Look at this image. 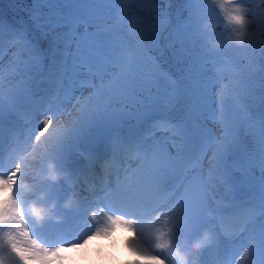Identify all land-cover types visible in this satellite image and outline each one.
<instances>
[{
    "label": "rangeland",
    "instance_id": "374dc122",
    "mask_svg": "<svg viewBox=\"0 0 264 264\" xmlns=\"http://www.w3.org/2000/svg\"><path fill=\"white\" fill-rule=\"evenodd\" d=\"M69 2L73 11L70 15H63L66 18H61L66 26L57 25L62 30L65 29L70 36L67 38L64 35L61 38L66 40L59 46V62L54 74L40 72L41 56L32 52L31 48V54L26 51L25 34L14 29L7 20L0 19V41H5L9 33L18 31L17 33L21 34L16 38L20 42L18 45L24 46L17 50V41L14 45L10 42V52L0 59V115L9 107V101L4 100L2 95L10 92L7 86L13 82L26 83L30 79L36 86L40 79L43 82L52 75L54 77L63 74L65 78L62 91L54 103L44 107L37 118L24 123L22 136L7 148L2 158L5 173L0 172V264H145L146 261L152 262L151 264H167L165 259L160 257L159 263L154 261L157 259L155 250L160 252L158 249L163 244L174 248L193 246L192 236L196 237L201 232L202 225L206 224L208 227L212 221L206 213L207 209H222L234 200L233 198H241L253 183L255 190L264 189V150L261 147L264 130L255 124L256 117L249 114L247 109L235 110L234 107L238 104L230 101L232 98L227 101L223 99L222 96H227L230 91L228 85L237 64L230 60L229 52L223 43L214 41L212 35L218 32L224 35V43H231L233 39L225 37L226 34H231L230 37L241 36L243 30H253L260 23L257 14L260 0H190L186 12L188 17L196 16L194 19L195 24H198L197 33H187V26L176 25L171 29L174 33L176 31V37L183 39L185 36L184 44L179 42L174 45V40L171 39L173 36L161 32L168 26L156 25L155 21L145 23L146 26L141 31L148 32L156 40L159 37L169 38L165 47L173 49L175 54H172L171 59L179 61V53L186 54V48H191V55L188 57L187 53L188 59H185L187 72L181 79L182 86L177 78L169 76L166 66L163 67V73L167 76L158 81L153 76L157 67L151 60L133 65L132 59L138 56V53L130 49H119L122 35H112L111 31L114 27H120L121 7L126 2L136 3V0ZM130 10H135L138 17H142L139 6L136 9L135 6L131 7ZM130 20L132 23V18ZM52 24L45 25L47 31ZM54 28L57 26L54 25ZM91 33H96L97 36H89ZM108 34L111 36L108 37ZM58 35H61V32ZM97 41L100 43L97 44ZM169 43L171 44L168 45ZM175 48L182 51L177 52ZM66 49H69L68 54L64 59H59L65 55ZM243 51L242 48L236 49L234 55L241 56ZM166 55L169 56L167 49ZM112 62L115 64L112 65ZM153 82L156 84L151 87ZM138 87L149 88L152 93L150 98L144 99L147 106L156 104L172 108L185 100L190 110L188 120L191 122L187 126L185 117L179 118L163 109L144 115L146 119L139 123L140 127L147 125L148 133H156L151 138H146L144 150L123 172L122 175L129 183L128 188L135 194L138 188L145 190L155 187L153 190L157 193L156 185L152 184L160 181L162 183L177 176L182 161L189 155L196 162L188 170L175 196L167 199L157 211L143 217L144 227L151 223L153 217L159 218H155L152 223L155 231L151 229L150 233L148 229L145 234L150 240H141L137 225L124 223L122 220L125 219L121 217L103 214L99 209V199L88 205L87 209L73 208L71 211L68 218L70 221L67 222L72 227V222L75 221L80 223L89 218L95 220L88 238L82 241L79 239L71 245L52 248L48 246L51 245L49 242L46 245L38 235H34L29 225L25 224L23 229L14 227V224L18 225V218L14 216L16 212L23 213L26 221L31 220L30 215L35 216L26 214L20 207V201L26 198L32 201L31 197L36 194L38 184L42 186L50 180L58 185L61 183L60 178H56L53 173H43L49 157L70 156L79 141L92 139L90 136L95 132H102L101 141L105 138L111 144L113 133L110 132L113 131L106 132V127L109 125L121 128L125 120L129 121L135 117L133 110L123 109L120 105L125 106L126 102L137 104L135 89ZM37 89L38 87L34 88ZM121 94L124 95L121 97L123 99L118 97L120 100L116 101V95ZM180 94L188 95L189 99L184 97L179 101ZM112 104L116 106L114 111ZM171 118L175 121L174 124L169 120ZM119 132L114 133L121 135L120 142L124 149L129 140L125 137L139 134L138 129L125 131L127 133L124 134ZM106 134H110L109 137ZM246 134L253 139L247 159L237 163L227 162L226 156L230 155V151L237 148L240 155L247 151L244 145ZM87 149L84 147V150ZM1 155L2 152L0 160ZM68 160L75 161L76 157ZM42 165L43 174L38 171ZM259 174L263 179L262 186L258 185ZM18 183L23 184V190H20L16 200L9 189ZM42 208L40 207V210ZM191 219L196 224L193 232L187 230V222ZM39 220L42 218L39 217ZM155 220H158L163 236L159 235ZM185 230L187 239L180 240L179 235H184ZM214 232L212 228L208 234H211L215 242L212 241L205 249L212 253L218 252L221 245L217 242V234ZM120 234L134 239L133 242L137 243L134 250L128 247L126 252L119 251L117 239L120 237L114 239L115 241L111 239L121 236ZM243 234L249 244L246 245L244 253L237 257L238 264H264V204L262 216L252 227L245 229ZM126 240L128 239H125V242ZM210 258L205 257L200 262L210 264L206 262Z\"/></svg>",
    "mask_w": 264,
    "mask_h": 264
},
{
    "label": "trees",
    "instance_id": "16d2710c",
    "mask_svg": "<svg viewBox=\"0 0 264 264\" xmlns=\"http://www.w3.org/2000/svg\"><path fill=\"white\" fill-rule=\"evenodd\" d=\"M189 1L190 0H136V3L126 2L121 7L120 11L122 17V21L119 24L120 27H117V29L114 27L111 31L113 32L112 35L117 33L122 35L121 46H118L119 49H130L138 53V56L132 59L133 65L137 62H149L150 60L154 63L157 67V71L153 73V76L158 81L162 80L164 76H167L163 73V67L166 66L170 75L177 78L182 86L183 81L181 82V79H183V76L187 72L185 59L187 58V53H189L188 57L191 55L192 50L190 47H187V53H179V61L174 59V62V60L171 59L172 54H175L173 49L167 46L165 47V43L167 44L169 42V38L162 39L159 37L156 40L154 39L155 37L150 36L148 32L141 31V29H144L146 22L155 21L156 25L164 24V26H168V28L161 32L172 35L173 37L171 39L174 40L172 41L174 45L179 42L184 44L185 36L183 39H180V37H176V31L174 33L171 29L176 27V25L181 27L187 26L189 29L187 33L189 31L191 35L197 33L196 25L198 24H195L196 20L194 19L196 16L188 17V12H186L188 11L187 5ZM134 6L135 9L139 6L142 17H138L135 10H130V8ZM258 7L259 12H257V14L260 18V23L258 26L254 27L253 30L249 32L243 30L240 34L241 36L236 35L230 37L231 34H226L225 37L230 40L233 39V41H230L231 43H224V35L218 32L212 35L214 41L223 43V46L226 47V51L229 52L230 60L237 64L233 78L228 85L230 91L227 96H222L223 99L227 101L229 98H232L233 100L230 101L238 104L234 107L235 110L238 108L247 109L249 114L256 117L255 124H258L260 128L264 130V0H260ZM75 10L77 9L75 8ZM72 11L73 8L69 0H0V19L7 20L14 29L25 34L27 44L24 43V46L26 51L29 52L31 48L33 50L32 52L41 56V70H46L53 59H58L57 53L60 52L59 46L63 45V41L66 40H62V36L65 35L67 38L70 36L65 29L62 30L58 25H63L64 23H62L61 18L70 15ZM130 18H132V23ZM49 24L52 25L47 31L45 25ZM54 25L57 26V28H54ZM64 26L66 25L64 24ZM140 31L141 33H139ZM59 32H61V35H58ZM89 36H97V34L91 33ZM107 36L109 37L111 35L108 34ZM15 41H17L15 47L18 50V48H21L23 45H18V43H20L18 40H14L12 45H14ZM99 43L100 41H97V44ZM170 44L171 43L168 45ZM11 46L4 56L10 52ZM98 46L101 47V45ZM240 48L244 51L241 56L236 57L234 52L236 49ZM166 49L169 51V56L166 55ZM175 50L177 52L182 51L179 48H175ZM151 52L156 53L150 54ZM29 54L31 53L29 52ZM118 63L121 62L118 61ZM111 64L113 65L115 62ZM41 70L40 72L42 73L43 71ZM31 84H33V80L30 81L29 79L26 83L17 81L7 87L11 93H16ZM155 84L156 83L153 82L151 87ZM135 90L137 91V104L126 102L127 105H120L123 109L133 110L135 112L134 116L149 108L144 99L150 98L152 94L149 88L145 87H138ZM229 94L230 97H228ZM116 96L117 98L115 100L118 102L120 100L118 97H124L123 94ZM184 97L186 98L188 95L180 94L178 100L181 101ZM184 101L182 104L180 103V105L178 104L172 108L164 105L163 108L176 116L185 117L186 123L189 124L190 120H188L187 115L190 114V110L186 106L187 102ZM112 108V111H114L116 106L113 105ZM123 120H125V118L122 119V121ZM92 124L94 125V123ZM244 138V145L248 146L252 142V137L246 134ZM229 154L230 155L227 154L228 157H234L235 159H238L240 156L237 148L230 151Z\"/></svg>",
    "mask_w": 264,
    "mask_h": 264
},
{
    "label": "bare ground",
    "instance_id": "6f19581e",
    "mask_svg": "<svg viewBox=\"0 0 264 264\" xmlns=\"http://www.w3.org/2000/svg\"><path fill=\"white\" fill-rule=\"evenodd\" d=\"M7 163H8V161H7ZM158 173V172H157ZM39 185V184H38ZM37 185V186H38ZM105 190V189H104ZM105 194H106V197H108L109 195H110V192L109 191H107V190H105ZM32 199V201H29L28 199H26L25 200V205L26 206H28V208H29V210L30 211H32V212H40V206L42 205V198H41V195H36V196H34V197H31ZM90 201H89V199H87V200H85V203H89ZM24 214L23 213H20V212H16L15 214H14V216L15 217H17L18 218V225L17 224H14V227H16L17 228V226L18 227H20L21 229H23L24 228V226H25V224H27V225H29V224H31L32 225V227L34 228V229H36L38 232L40 231V232H42V235L44 234V232H46V227L42 224V220L40 221L39 220V218H35V219H33L32 221H29V220H25L24 219V217L25 216H23ZM138 214H136V218L134 219V221H132L131 222V224H133L134 226H138L139 227V229H140V237H141V240L144 242V240L145 239H148L149 240V238L145 235V234H147L148 233V229H149V227L148 228H146V227H144V223L143 222H141L142 221V219L139 217L138 218V216H137ZM154 218V217H153ZM147 221V220H146ZM155 223H157V227H156V229L160 232V234H161V232L163 231L162 229H161V227H160V225L158 224V220H155L154 221ZM73 223V222H72ZM125 223V222H124ZM152 223H153V221H152ZM128 226V225H127ZM29 228V227H28ZM130 229H132V228H130ZM44 231V232H43ZM116 231H117V229H116ZM21 232V231H20ZM138 232V231H137ZM134 233V232H133ZM135 234V233H134ZM121 236H116V237H114V238H112L111 240H114V239H117V238H119V239H117V246H118V249H119V251L121 250V252H126L127 251V249H128V247H130L131 249H133L134 250V246L135 245H137V243L134 241L133 242V240L131 239V238H128V236L126 235V234H120ZM162 235V234H161ZM18 236H20V235H18ZM125 239H128V240H126V242H125ZM109 240V239H108ZM121 240H122V243H121ZM140 240V241H141ZM115 241V240H114ZM147 241V240H146ZM44 242H48V240H47V236L45 237V239H44ZM39 244H40V242H39ZM249 248V247H248ZM244 251H245V249L243 248V247H240L238 250H237V252H236V256L238 257V256H240L241 255V253L243 252L244 253ZM128 253V252H127ZM155 254L157 255L155 258H157V259H154V261L155 262H158V257H160V258H162L163 257V255L160 253V252H156V250H155ZM251 254V253H250ZM129 255V254H128ZM167 256L165 255L164 256V258H166ZM237 257H235V259H234V261L232 262V264H238V262H237ZM127 259V258H126ZM152 262H150V261H146L145 262V264H151ZM159 263V262H158ZM4 264V263H3ZM144 264V263H143ZM201 264H203V263H201Z\"/></svg>",
    "mask_w": 264,
    "mask_h": 264
},
{
    "label": "water",
    "instance_id": "95a60500",
    "mask_svg": "<svg viewBox=\"0 0 264 264\" xmlns=\"http://www.w3.org/2000/svg\"><path fill=\"white\" fill-rule=\"evenodd\" d=\"M150 110H152V111H159L160 109L158 107L154 106ZM136 125H137V120H134V121L129 122V123L126 124V126L128 128L135 127Z\"/></svg>",
    "mask_w": 264,
    "mask_h": 264
}]
</instances>
